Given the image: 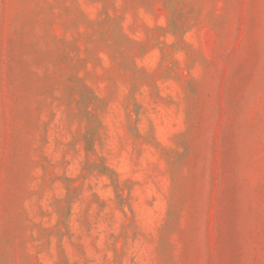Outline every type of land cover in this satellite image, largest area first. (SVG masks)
Returning a JSON list of instances; mask_svg holds the SVG:
<instances>
[{
    "label": "rangeland",
    "instance_id": "374dc122",
    "mask_svg": "<svg viewBox=\"0 0 264 264\" xmlns=\"http://www.w3.org/2000/svg\"><path fill=\"white\" fill-rule=\"evenodd\" d=\"M0 264H264V0H0Z\"/></svg>",
    "mask_w": 264,
    "mask_h": 264
}]
</instances>
